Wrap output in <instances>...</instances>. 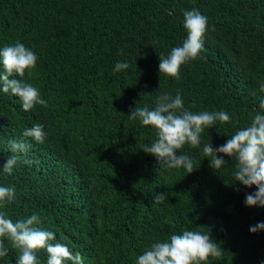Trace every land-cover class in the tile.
<instances>
[{
	"label": "trees",
	"instance_id": "trees-1",
	"mask_svg": "<svg viewBox=\"0 0 264 264\" xmlns=\"http://www.w3.org/2000/svg\"><path fill=\"white\" fill-rule=\"evenodd\" d=\"M193 8L207 17L204 47L177 81L159 74V55L182 46L183 14ZM17 41L38 57L24 79L47 106L25 112L17 96L0 91V186L15 188L0 212L13 222L38 215L37 227L55 233L50 243L70 251L101 240L98 264H135L183 230H210L222 255L207 264L264 261V230H249L264 222V207L244 203L256 186L235 181L234 158L213 170L202 155L205 144L218 148L264 114V0H0V49ZM116 62L129 67L114 73ZM177 89L189 111L230 116L205 128L199 147L178 150L193 159L192 173L160 166L142 150L155 130L129 119L135 106L154 109L158 95ZM35 124L44 143L27 139L31 147L5 173L9 142ZM5 246L0 264H16L19 251ZM35 255L47 264L46 249Z\"/></svg>",
	"mask_w": 264,
	"mask_h": 264
},
{
	"label": "clouds",
	"instance_id": "clouds-1",
	"mask_svg": "<svg viewBox=\"0 0 264 264\" xmlns=\"http://www.w3.org/2000/svg\"><path fill=\"white\" fill-rule=\"evenodd\" d=\"M183 15L186 39L182 46L173 47L167 57L160 54L158 65L159 74L177 81L181 78V65L199 57L204 47L203 40L208 23L207 17L195 8L186 10ZM37 59L34 51L19 41L0 49V91L17 96L25 112L36 105L47 106V101L41 98L39 90L24 79L26 73L31 77ZM128 67L127 63L116 62L113 72H120ZM260 91L264 92V83L260 84ZM180 93L181 90L177 89L174 97L168 93L158 95L156 106L151 110L147 106H135L130 110L129 119L139 120L142 126H151L155 130V141L142 150L153 155L160 166L166 169L183 168L187 173H192L193 159L176 153L185 144L193 148L199 147L200 134L205 128L213 127L217 121L221 124L230 123V116L225 111L193 113L184 107ZM259 108L264 110V99L260 100ZM21 135V141L9 142V149L14 155H10L2 166L5 173L11 174L17 165L19 157L15 154L26 153L31 147L26 142L27 139L43 144L46 134L42 125L35 124L25 128ZM218 153L223 155H217ZM202 155L210 158V167L213 170H218L225 164L224 156L234 158L235 181L249 188L253 185L257 188L254 193L246 194L245 205L264 207V114L257 113L249 127L235 132L218 148L205 144ZM23 162L29 165L34 163L26 158ZM14 199V187L0 186V208ZM163 200V194L154 196L157 203ZM40 223L41 218L36 214L13 222L4 212H0V257L8 254L9 249L5 246L7 240L20 253L16 264H37L35 253L41 249H46L47 264H65V261L70 264H98L95 248L101 240L92 242L84 249L74 248L70 251L64 244L50 243L55 239V233L41 230L37 227ZM249 230L252 233L264 230V222L257 223ZM221 255L222 248L214 242L210 230L203 233L183 230L181 234H172L164 242L151 244L137 257L135 264H207L209 257L218 258Z\"/></svg>",
	"mask_w": 264,
	"mask_h": 264
}]
</instances>
